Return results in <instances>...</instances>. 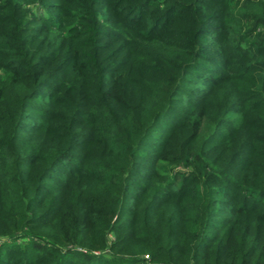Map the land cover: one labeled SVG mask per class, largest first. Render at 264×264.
<instances>
[{
	"label": "trees",
	"instance_id": "16d2710c",
	"mask_svg": "<svg viewBox=\"0 0 264 264\" xmlns=\"http://www.w3.org/2000/svg\"><path fill=\"white\" fill-rule=\"evenodd\" d=\"M0 264H264V0H0Z\"/></svg>",
	"mask_w": 264,
	"mask_h": 264
},
{
	"label": "rangeland",
	"instance_id": "374dc122",
	"mask_svg": "<svg viewBox=\"0 0 264 264\" xmlns=\"http://www.w3.org/2000/svg\"><path fill=\"white\" fill-rule=\"evenodd\" d=\"M46 1L55 2L56 0H46ZM35 13L36 14H43L44 13V10L41 7L38 6L35 9ZM210 130H211L210 125L205 124V126L203 127V134H204V136H207L210 133Z\"/></svg>",
	"mask_w": 264,
	"mask_h": 264
}]
</instances>
